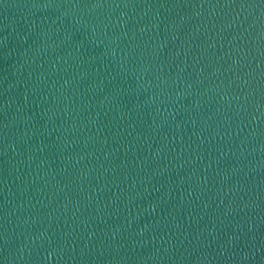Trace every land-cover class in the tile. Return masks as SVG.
Wrapping results in <instances>:
<instances>
[{
    "label": "water",
    "instance_id": "obj_1",
    "mask_svg": "<svg viewBox=\"0 0 264 264\" xmlns=\"http://www.w3.org/2000/svg\"><path fill=\"white\" fill-rule=\"evenodd\" d=\"M264 162V0H0V211Z\"/></svg>",
    "mask_w": 264,
    "mask_h": 264
}]
</instances>
